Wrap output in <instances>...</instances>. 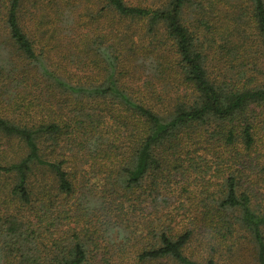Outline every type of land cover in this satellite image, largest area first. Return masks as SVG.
I'll return each mask as SVG.
<instances>
[{"label": "trees", "instance_id": "trees-1", "mask_svg": "<svg viewBox=\"0 0 264 264\" xmlns=\"http://www.w3.org/2000/svg\"><path fill=\"white\" fill-rule=\"evenodd\" d=\"M37 1L0 0L38 115H0V264H264V0Z\"/></svg>", "mask_w": 264, "mask_h": 264}, {"label": "rangeland", "instance_id": "rangeland-1", "mask_svg": "<svg viewBox=\"0 0 264 264\" xmlns=\"http://www.w3.org/2000/svg\"><path fill=\"white\" fill-rule=\"evenodd\" d=\"M35 4V6L33 5ZM49 6L46 0H40L37 2H31L28 3V7L29 9H31V12L28 14L31 19L32 17H34L35 19H39V12L41 11L43 14L44 12L47 13V15H49L52 11V9L45 8V6ZM43 10V11H42ZM1 13V12H0ZM28 16V17H29ZM48 18V17H47ZM1 19V16H0ZM34 26H38L37 24ZM95 27V26H94ZM40 30V29H39ZM53 33L55 34V36L53 35ZM51 34V32H49V34L44 35L43 40L47 41V43H49V58L54 61V63L56 64V66L58 65H62L64 67H66L67 69H71L72 73L76 74V77H81L83 80H95L98 78L99 80V76L96 77H91L90 79L87 78V70L85 67H79L76 66V64L70 63V60L67 59V54L68 53H77L78 51L73 47L72 44H70L68 37V34H66L65 31L63 30H55ZM39 36H41L40 32L38 33ZM0 115L2 116H8L10 115L11 118H16L18 119L19 117H37L33 114L34 111L30 110L31 113L29 114H25L24 112L27 110V108H25L24 105H26V107L29 106V102H23L22 99H24L25 97H31L32 93L28 92V91H24L22 94L20 93V99H15L14 95L16 94V92H20L19 90H23L22 87H18L17 84L14 82L12 77H8L7 78V70H2L5 68H1L4 67L3 65H6V63L2 60L3 57L5 56L7 59H11L12 55L14 56V59L16 58V55L14 52H12L8 47H4L3 44H0ZM84 43H79V48L78 49H84ZM71 50V51H70ZM54 64V65H55ZM68 71V70H66ZM72 75V74H71ZM125 81L130 80V77H125L124 78ZM27 85V83H26ZM22 98V99H21ZM27 101H29L28 98H26ZM106 122L109 124V120L106 119ZM6 147V146H5ZM94 181V180H91Z\"/></svg>", "mask_w": 264, "mask_h": 264}]
</instances>
